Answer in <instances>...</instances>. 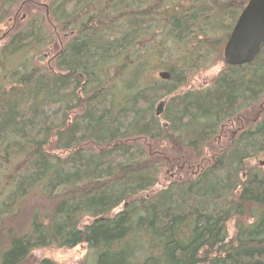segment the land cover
I'll return each instance as SVG.
<instances>
[{
  "label": "trees",
  "instance_id": "obj_1",
  "mask_svg": "<svg viewBox=\"0 0 264 264\" xmlns=\"http://www.w3.org/2000/svg\"><path fill=\"white\" fill-rule=\"evenodd\" d=\"M29 1L0 0V23ZM246 1L49 0L12 27L0 264H57L32 251L79 244L93 264H264V168L250 163L264 153V42L252 62L179 91L220 60Z\"/></svg>",
  "mask_w": 264,
  "mask_h": 264
},
{
  "label": "rangeland",
  "instance_id": "obj_2",
  "mask_svg": "<svg viewBox=\"0 0 264 264\" xmlns=\"http://www.w3.org/2000/svg\"><path fill=\"white\" fill-rule=\"evenodd\" d=\"M49 0H30L29 5H24L22 7L19 6V4L15 5L13 7V13H10L5 20H3L0 23V48L3 46V44L7 41L9 35L11 34V29L13 26H16V24H21V22H25L29 19L31 15L34 14H43L45 12L46 8V3ZM22 22V23H23ZM49 23V22H48ZM49 30L51 31V27H49ZM53 33V32H52ZM6 40V41H5ZM2 45V46H1ZM222 49H223V44L220 46V60H217V62L206 69H202L197 71L194 75L191 76L188 85L184 86L181 88L179 91H184L185 89H190V88H203L207 85L210 84L212 78L223 68L224 62L222 58ZM55 52L54 45L50 46L49 49H44L43 54H44V59L42 61V64L48 63V59L52 57V55ZM164 70V69H163ZM162 71L157 70L154 73L155 77L158 76V72ZM167 97L163 98L160 101H165ZM159 101V102H160ZM158 101L155 104V107H157ZM220 138L217 137L211 144H209L208 147L205 148L204 150V155L208 157V159H211V153L215 149H218V141ZM263 161V152L258 155L256 158L250 159V163H260L261 166L264 168V162ZM191 161L189 160H184L181 162L180 168L185 167L186 169L191 170L189 174H196L199 170V166L193 164H189ZM170 176L173 178V172L176 175H179L178 169L175 168L171 170ZM168 174V171H167ZM166 179H161L160 183L155 186L154 189L160 188L161 184L165 182ZM228 231L229 234H232L233 227L232 223L230 222L228 224ZM31 257H34L36 259L43 258V257H48L53 259L54 261L57 262V264H78L81 261H84L85 259H88L89 264H93L92 257L90 256L89 258V250L86 246V244H79L73 248H56V247H45V248H38L32 251Z\"/></svg>",
  "mask_w": 264,
  "mask_h": 264
},
{
  "label": "water",
  "instance_id": "obj_3",
  "mask_svg": "<svg viewBox=\"0 0 264 264\" xmlns=\"http://www.w3.org/2000/svg\"><path fill=\"white\" fill-rule=\"evenodd\" d=\"M264 42V0H247L241 9L222 49L223 62L243 65L252 62ZM160 79H169L167 70L158 72ZM162 104L157 108L161 112ZM264 162V153L263 161Z\"/></svg>",
  "mask_w": 264,
  "mask_h": 264
},
{
  "label": "flooded vegetation",
  "instance_id": "obj_4",
  "mask_svg": "<svg viewBox=\"0 0 264 264\" xmlns=\"http://www.w3.org/2000/svg\"><path fill=\"white\" fill-rule=\"evenodd\" d=\"M219 137V136H218Z\"/></svg>",
  "mask_w": 264,
  "mask_h": 264
}]
</instances>
